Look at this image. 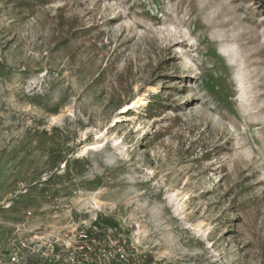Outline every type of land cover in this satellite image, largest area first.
<instances>
[{
	"label": "rangeland",
	"instance_id": "374dc122",
	"mask_svg": "<svg viewBox=\"0 0 264 264\" xmlns=\"http://www.w3.org/2000/svg\"><path fill=\"white\" fill-rule=\"evenodd\" d=\"M96 222L142 264H264L253 0H0V264Z\"/></svg>",
	"mask_w": 264,
	"mask_h": 264
},
{
	"label": "built area",
	"instance_id": "2783aa9c",
	"mask_svg": "<svg viewBox=\"0 0 264 264\" xmlns=\"http://www.w3.org/2000/svg\"><path fill=\"white\" fill-rule=\"evenodd\" d=\"M45 247L49 263L54 264H142L140 253L125 246L122 236L116 227L94 223L89 227L67 232L62 238H52ZM39 256V255H38ZM23 257L20 250L10 253L11 264H22Z\"/></svg>",
	"mask_w": 264,
	"mask_h": 264
},
{
	"label": "trees",
	"instance_id": "16d2710c",
	"mask_svg": "<svg viewBox=\"0 0 264 264\" xmlns=\"http://www.w3.org/2000/svg\"><path fill=\"white\" fill-rule=\"evenodd\" d=\"M256 6V9L262 13L264 16V0H253ZM32 3L33 0H22V3H25L26 5H29V3Z\"/></svg>",
	"mask_w": 264,
	"mask_h": 264
}]
</instances>
